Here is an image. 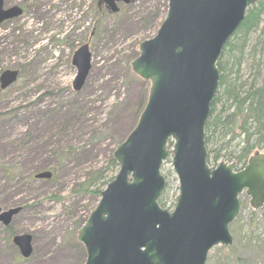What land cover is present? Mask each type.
Returning <instances> with one entry per match:
<instances>
[{
	"label": "rangeland",
	"instance_id": "1",
	"mask_svg": "<svg viewBox=\"0 0 264 264\" xmlns=\"http://www.w3.org/2000/svg\"><path fill=\"white\" fill-rule=\"evenodd\" d=\"M99 1H3L5 9L20 7L22 16L0 26V75L18 72L16 82L0 90V209L29 206L13 219L11 230L14 235L32 237V252L22 259L0 226V264H80V247L68 246L67 237L74 223L86 220L98 199L71 193L91 173L106 168L111 150L134 129L145 104L149 84L132 75L130 66L127 73L125 62L139 43L155 36L167 5L164 0H135L118 5L119 11L111 14ZM85 44L91 53V69L82 89L74 92L76 71L71 58ZM260 64L264 65V15L259 28L248 37L240 67L230 69L228 65L229 81L244 85V92L263 77L255 69ZM93 100L97 101L87 118L105 135V141L92 145L89 136L72 133L71 144H86V153L60 161L51 143L55 138L47 140L52 135L48 119L55 115L51 112L69 111L67 106L73 101ZM65 140L63 150L68 147ZM36 144L43 147L28 150ZM221 162L228 163L219 160L211 168ZM37 164L45 169L57 165L53 178L17 183L31 176ZM6 168L12 170V182L5 177ZM160 171L167 185L166 209L171 211L178 189L170 158ZM238 201V216L229 226L232 245L214 247L206 264H264V208L251 211L244 194Z\"/></svg>",
	"mask_w": 264,
	"mask_h": 264
},
{
	"label": "water",
	"instance_id": "2",
	"mask_svg": "<svg viewBox=\"0 0 264 264\" xmlns=\"http://www.w3.org/2000/svg\"><path fill=\"white\" fill-rule=\"evenodd\" d=\"M134 1L102 0L111 14L118 12L117 4ZM164 1L163 22L153 38L137 46L130 63V73L149 84L144 108L113 152L115 177L77 231L84 264H205L212 248L232 245L228 227L238 215L241 194L252 211L264 207V152L252 154L239 172L223 162L211 170L204 144L223 48L246 10L262 0ZM21 13L16 6L3 9L0 0V25ZM90 61L87 45L73 54L74 92L83 87ZM16 78L15 71L3 72L0 89ZM169 157L178 183L170 212L157 203L165 189L160 169ZM50 178L47 172L35 175ZM20 211L0 209V224L9 226ZM12 243L28 258L30 236H15Z\"/></svg>",
	"mask_w": 264,
	"mask_h": 264
},
{
	"label": "trees",
	"instance_id": "3",
	"mask_svg": "<svg viewBox=\"0 0 264 264\" xmlns=\"http://www.w3.org/2000/svg\"><path fill=\"white\" fill-rule=\"evenodd\" d=\"M263 15L264 0L246 11L244 20L226 42L220 60L217 63L219 72L218 90L211 103L208 120L204 128V143L207 151V164L209 166L212 163L216 164L219 160H226L228 163L232 162L235 169L240 170L245 166L250 155L257 151H264V65L261 67L260 64V66L258 65L255 68L256 72L260 73L259 76H263L261 80H254L244 92L242 91L244 85L237 84L239 82H236V80L231 83L228 78V65H231L230 69L232 67H240L241 59L247 48L248 37L259 28ZM136 56L137 52L135 51L133 57L127 59V62H125L127 73H129V64ZM96 101H73L67 106V109L70 107L69 111L57 109L51 112L55 115L54 118L49 117L48 119V130L52 132V135H48L47 140L51 142V138H55L51 143L55 146V153L60 158V161H65L73 154L74 156H78L86 153L83 152L86 149V144L82 145V147L71 144L69 136L72 133H78L80 137L89 136L92 145L98 146L105 141V135L97 130L87 118L92 104ZM65 138L68 147L63 150V139ZM235 141L238 144H236L232 151L228 152L232 147L231 144ZM42 147V144H36L28 150H38ZM168 147L172 148V143H169ZM113 151L111 150L110 152L105 165L106 168L103 171L97 170L91 173L89 178L79 184L71 194L100 198L101 192L117 172V165L112 159ZM43 163L44 161L42 160L40 164L42 165ZM56 163L58 164L57 160ZM50 166V168L45 169V167H40L37 164L31 176L23 178L20 181L18 180L17 183L21 185L29 183L33 179V175L42 170L50 171L53 178L58 166L55 164H51ZM13 176L12 170L6 168L5 177L9 178L10 181L13 179ZM166 191L167 185L164 194L158 200V205L163 209L167 208ZM27 207L29 206H23L22 210ZM81 225V222L74 223L72 231L67 237V244L78 250L80 247V252H82L80 264H83L85 260L84 250L76 242V232ZM2 229L7 236L8 243H10L14 236L11 226Z\"/></svg>",
	"mask_w": 264,
	"mask_h": 264
}]
</instances>
